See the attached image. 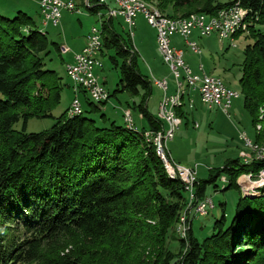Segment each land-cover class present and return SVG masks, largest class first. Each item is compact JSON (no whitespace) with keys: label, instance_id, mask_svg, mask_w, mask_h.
I'll list each match as a JSON object with an SVG mask.
<instances>
[{"label":"trees","instance_id":"obj_1","mask_svg":"<svg viewBox=\"0 0 264 264\" xmlns=\"http://www.w3.org/2000/svg\"><path fill=\"white\" fill-rule=\"evenodd\" d=\"M236 1L253 40L243 49V106L256 125L252 140L264 146V116L258 114L264 103V0L147 2L176 19L212 14ZM86 8L97 13L103 5L88 0ZM101 30V51H113L109 59L119 71L109 97L118 91L138 96L131 107L147 128L117 124L101 112L107 100L87 97L81 113L69 115L67 107L48 129L27 132L30 118L51 116L62 78L45 68L47 32L25 12L0 14V264H264V184L245 195L237 183L243 173H258L264 161L229 159L210 168L206 179L197 178L198 198L218 178L222 190L239 188L234 212L227 223L222 209L204 238L192 225L186 239L176 236L187 192L145 135L161 127L147 108L151 81L139 70L131 37L116 32L111 17ZM19 121L21 128H14ZM168 237L177 239L176 251L166 246Z\"/></svg>","mask_w":264,"mask_h":264},{"label":"rangeland","instance_id":"obj_2","mask_svg":"<svg viewBox=\"0 0 264 264\" xmlns=\"http://www.w3.org/2000/svg\"><path fill=\"white\" fill-rule=\"evenodd\" d=\"M73 1L78 10L63 11L59 25L55 27L42 25V16L37 0H0L1 15L12 18L17 11L25 12L33 19L35 26L41 27L47 32L50 45L48 47L49 52L42 56L45 68L55 70L62 78L61 99L51 110V116L30 118L26 125L27 132H38L48 129L56 121L57 117L69 107L75 94L74 84L69 79L64 65V61H70L68 60L69 55L66 54L65 49H61V45L59 46V52L56 45L63 42L64 39L68 43L76 39L80 41L90 31L92 26L100 29L102 27L103 17H100L98 13H91L84 6L83 0ZM217 1L226 2L230 0ZM103 11V9L99 10L101 13ZM113 21L115 31L121 34L124 39H128L129 29L123 19L118 16ZM132 32V49L134 52V48L138 50L137 62L140 71L148 76L150 75V79L152 77L161 79L162 75H167L166 79L169 82L167 92H171V85L174 81L170 75L169 68L158 56L155 46V29L142 16L138 15L135 18ZM246 35L247 33L239 32L235 36L231 35L228 37H220L218 35L201 37L197 40L198 46L201 48V54H193L188 47L186 48L187 51L192 53L196 63H202L203 69L207 73L222 79L227 88L240 94L239 98L234 99L229 113L226 114L217 107H209L201 102L197 90H191L193 107L190 109L188 104L184 105L183 109L185 111L181 116L182 122L174 130L173 136L166 142V146L171 157L176 162L189 168L196 167L198 180L206 179L210 168L221 167L229 159L238 158L241 160L244 153L247 152V148L244 146L240 136L244 132L253 141L252 139L256 133V125L252 124V118L248 110L243 106V94L239 85V78L242 73L241 64L244 58L243 49L246 44L253 41L252 38ZM172 39L173 41L179 40L176 36ZM181 44L184 45L183 42ZM112 53L113 51L111 50L103 49V53H100L103 66L97 69L100 81L103 82L104 87L110 94L116 89L119 80V71L109 59V55ZM149 66L155 71L153 75L149 71ZM151 85L152 89L147 99V108L150 113L157 116L158 101L161 98L162 90L153 82H151ZM77 94L84 108L88 107L85 102L87 97L95 102L90 95H87L86 92L79 88H77ZM139 100L138 96H131L127 91H118L115 95L109 97L107 102L101 107V112H104L107 117L114 119L117 124L123 125L125 124L122 116L123 110L129 108L132 112L134 124L139 128H147L146 120L137 110L131 107L134 102L138 103ZM180 102L178 107L181 106L183 99L180 98ZM258 114L261 115L260 119H262L264 116V103L259 106ZM258 125L260 127L261 123ZM21 126L22 121H19L14 125V128L20 129ZM225 180L223 176V181ZM214 184L217 186L214 187L213 184H208L205 190V196L212 200L213 207H208L205 215H196L191 221L192 231L198 238H204L212 232L213 224L221 216L222 209L225 211L228 223L240 195L239 188L222 190L219 178ZM241 184L246 190H252V187H254L251 192L253 193L255 188L264 184V181L252 186L249 180L242 179ZM243 194L251 195L250 193ZM254 195H257L256 192ZM177 227L178 224L175 227L176 236H178ZM166 246L171 251H176L178 246L177 239L168 237Z\"/></svg>","mask_w":264,"mask_h":264},{"label":"built area","instance_id":"obj_3","mask_svg":"<svg viewBox=\"0 0 264 264\" xmlns=\"http://www.w3.org/2000/svg\"><path fill=\"white\" fill-rule=\"evenodd\" d=\"M113 6L106 5L104 13L97 12L100 17L114 18L121 17L123 22L129 29V36L133 35L132 28L135 24V18L142 15L149 25L155 29V40L157 50L159 52L161 61L167 65L169 72L174 81V91H182L183 102L180 107H173V92L168 91V81L166 78L156 79L152 77L151 82L156 84L162 90L161 98L158 102L157 118L161 123V127L157 130L146 129L150 141L155 143L160 151L163 152L164 157L167 158L168 164L175 168V171L183 175L184 182L187 185V221L182 227V233L187 237L188 231L191 227V221L196 215H205L208 207H213L212 200L204 196L198 198L196 195V167L189 168L176 162L167 149L166 142L172 138L174 130L181 124V116L178 115V109H182L185 104L188 108L193 107L192 98L190 97L191 90H197L201 102L207 104L209 107H217L222 112L228 114L232 107L234 99L239 98L240 94H235L230 91L222 79H216L212 74L206 73L202 67L198 72H194L184 59V50L176 47L171 43V37L175 35V30L183 31V40L186 46L195 54H200L197 45H193L191 35L197 33L200 37L201 28L210 29L211 35H221L225 26L231 18H233V9H242V5L236 8L217 9L215 13L207 14L200 13L190 17V23H183L180 17V23H173L170 17H164L149 8H143L136 4L134 0H112ZM41 16L42 25H52L57 27L61 20L63 11H77L78 8L73 0H37ZM105 0H98V4H105ZM88 0H83L86 7ZM203 15H212L211 24H203ZM102 19V21H103ZM250 23H252L250 21ZM103 48L102 30L92 26L86 35V42L82 49L73 54L71 61L65 63L68 71V77L74 84L75 94L71 99L68 107L69 115L81 113L82 103L77 94V88H91L94 97L98 98V103L109 99V92L104 87L103 82L100 81L97 75V69L103 66L100 59V53ZM61 49H65L66 54L70 48L61 44ZM185 99V101H184ZM170 108H177V121H170ZM123 120L129 127L134 125L132 112L129 108H125L122 113ZM244 146L247 148V153H244L242 161L247 163L251 160H263L264 157H256L250 147V138L246 133L240 136ZM247 179L254 184L264 181V168L258 173H244L237 179L242 192H247L244 189L241 180ZM223 181V176L221 177Z\"/></svg>","mask_w":264,"mask_h":264},{"label":"bare ground","instance_id":"obj_4","mask_svg":"<svg viewBox=\"0 0 264 264\" xmlns=\"http://www.w3.org/2000/svg\"><path fill=\"white\" fill-rule=\"evenodd\" d=\"M134 1L136 2V4H139L143 8H149V9H151V11H155V12H157L160 15H164L154 5L149 4L146 0H134ZM237 6H239V2L238 1H236L235 3L229 5L228 7L229 8H236ZM220 9H226V7H222ZM199 14L200 13L194 14L192 16L199 15ZM192 16H190V17H192ZM164 17H167V16L164 15ZM190 17L182 18V22L183 23H190ZM171 21L173 23H180V18H176V19H172L171 18ZM211 22H212V15H203V24H211ZM237 32H244V33L247 32V26H246L245 21L243 19L241 9H233V18H231L229 20V22L225 26V29L221 32V35H218V36H220V37H228V36L234 35ZM175 34H177V35H179L180 37L183 38V31L182 30H175ZM201 35L209 36L210 35V29L201 28ZM193 45H197V49L200 52V48L198 46L197 41L193 40ZM65 70H66V73L68 75V71H67L66 67H65ZM213 77L216 78V79H220V78L215 77V76H213ZM83 90L87 93V95H90L95 100V102L98 103V98L94 97L93 93L91 92V88H83ZM229 90L234 92L235 94H239L235 90H231V89H229ZM182 97H183L182 91H175L174 92V94H173V107H178L179 106L180 98H182ZM76 114H79V113H76ZM72 115H74V114H72ZM170 121H176V108H170ZM259 128H260L259 125H257V129H259ZM146 137H147V140L150 141L149 135L147 133H146ZM153 145H154L156 154L161 159L166 172L171 177L177 176L178 178H180L182 180V182L184 183V188H185V190L187 192V185L184 182L183 175L177 173L175 171V168L168 164V160H167V158L164 157L163 152L159 150V148L156 146L155 143ZM250 147L252 148L253 154H255L256 157H264V146H260L257 143H254L253 141L250 140ZM237 183L239 185V182H237ZM253 188L254 187H252V190H253ZM250 190H248L247 192H244V193L252 194L251 193L252 190L251 191ZM186 221H187V207H185V210L183 211L182 215L180 216V219H179V222H178V227L179 226L184 227L185 224H186ZM178 227H177L178 236L180 238H182V239H186V236L183 235V233H182V227H179V228Z\"/></svg>","mask_w":264,"mask_h":264},{"label":"crops","instance_id":"obj_5","mask_svg":"<svg viewBox=\"0 0 264 264\" xmlns=\"http://www.w3.org/2000/svg\"><path fill=\"white\" fill-rule=\"evenodd\" d=\"M106 2H105V4H103V13L106 11V5L108 4L109 6H113V1L112 0H105ZM86 7H88V3H86ZM139 16H142V15H139ZM143 17V16H142ZM107 17H105L104 19H106ZM114 18H116V17H114ZM114 18H112V25L114 26V21H113V19ZM144 18V17H143ZM87 35V34H86ZM86 35H84L83 36V39L82 40H78V39H76V40H71L70 41V43H68L65 39H64V41L63 42H60L59 44L61 45V44H66L69 48H70V51L67 53L68 55H69V59L68 60H72V58H73V54L75 53V52H78V51H80L81 49H82V47H83V45L85 44V42H86ZM174 36H176V38H179V40H174L173 41V37ZM210 36V35H209ZM212 36V35H211ZM203 37H208V36H203ZM199 38H201L197 33H193L192 35H191V39H193V40H195V41H197ZM183 42V44L184 45H182L181 43ZM171 43L174 45V46H176V47H180V48H182L183 50H184V59H185V61H186V63L189 65V67L194 71V72H198L199 71V69H200V67H202L203 68V66H202V63H196V60H194V58H193V55H192V53H190V51H187V46H186V44H185V42H184V40L182 39V37H180L179 35H177V34H175V35H173L172 37H171ZM197 43H198V41H197ZM135 46V45H134ZM155 46H156V49H157V45H156V41H155ZM200 48V47H199ZM134 50H135V52H136V60H137V55H139V53H138V50H137V48L135 49L134 48ZM158 51V50H157ZM200 52H201V48H200ZM103 53V52H102ZM61 54V53H60ZM186 54V55H185ZM193 54H195V53H193ZM201 54V53H200ZM158 56H159V58H160V55H159V52H158ZM161 59V58H160ZM65 62H67V61H64V64H65ZM137 64H138V62H137ZM138 67H139V65H138ZM139 70H140V68H139ZM204 70V69H203ZM149 71H150V73L153 75V73H155V71L152 69V68H150V66H149ZM205 71V70H204ZM206 72V71H205ZM96 73H97V71H96ZM207 73V72H206ZM143 74H145V73H143ZM210 74V73H209ZM98 75V74H97ZM145 75H147V74H145ZM148 76V75H147ZM149 77V79H150V75L148 76ZM167 77V75H162V78H166ZM168 81V80H167ZM156 85V84H155ZM157 86V85H156ZM172 87H171V92H173L174 91V88H175V85H174V82H172V85H171ZM168 89H169V82H168ZM175 92V91H174ZM199 94V93H198ZM190 97H191V92H190ZM181 99H183V97L181 98ZM184 101H185V99H184ZM159 102V101H158ZM181 103V102H180ZM180 105V104H179ZM177 109V108H176ZM181 112H183L184 113V109L182 108L181 110H180ZM154 115V114H153ZM155 116V115H154ZM157 117V116H156Z\"/></svg>","mask_w":264,"mask_h":264}]
</instances>
